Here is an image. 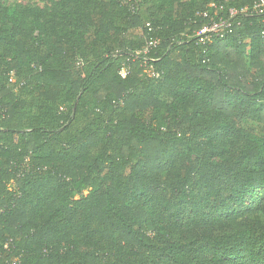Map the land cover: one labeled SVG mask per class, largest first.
<instances>
[{"label":"trees","instance_id":"trees-1","mask_svg":"<svg viewBox=\"0 0 264 264\" xmlns=\"http://www.w3.org/2000/svg\"><path fill=\"white\" fill-rule=\"evenodd\" d=\"M256 2L0 0V264H264Z\"/></svg>","mask_w":264,"mask_h":264},{"label":"built area","instance_id":"built-area-1","mask_svg":"<svg viewBox=\"0 0 264 264\" xmlns=\"http://www.w3.org/2000/svg\"><path fill=\"white\" fill-rule=\"evenodd\" d=\"M226 0H224V3ZM211 8L209 11H205L202 14V18L206 21L202 27L196 31L194 37L196 38V42L198 44H206L213 38H223L227 34L232 33V24L230 19L233 18L236 14H244L248 11V8H229L228 9V17L220 16L223 14L224 6L223 3L219 5H210ZM214 10V11H213ZM253 10H257L259 13L264 12V0H258V2L254 3ZM213 12V13H212ZM214 14V15H212ZM151 29H148V37L145 40V47L140 52L144 56L148 55L153 49H155L159 40L151 35ZM150 60L145 58L143 59L141 66L145 69L147 75L151 78L157 79L160 77V73L154 70L153 66L149 62Z\"/></svg>","mask_w":264,"mask_h":264},{"label":"rangeland","instance_id":"rangeland-1","mask_svg":"<svg viewBox=\"0 0 264 264\" xmlns=\"http://www.w3.org/2000/svg\"><path fill=\"white\" fill-rule=\"evenodd\" d=\"M4 4L7 5H27V6H34V7H50L52 2L55 0H1ZM148 23H145L143 27L147 26ZM130 33L132 37L135 40H138L140 42L144 41V35L143 30L141 28H136L133 30H130ZM122 74H124V71H122ZM11 186L9 187V190H11ZM86 194V192H84Z\"/></svg>","mask_w":264,"mask_h":264}]
</instances>
